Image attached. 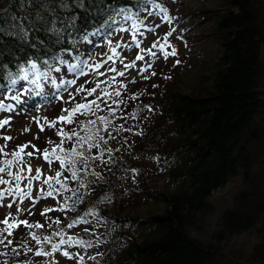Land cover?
I'll use <instances>...</instances> for the list:
<instances>
[{
  "label": "trees",
  "instance_id": "trees-1",
  "mask_svg": "<svg viewBox=\"0 0 264 264\" xmlns=\"http://www.w3.org/2000/svg\"><path fill=\"white\" fill-rule=\"evenodd\" d=\"M115 3L130 5V0ZM204 12L205 18H212L206 35L218 49L209 74L183 91L172 73L160 77L157 72L140 81L133 93H122L123 103L111 105L120 108L115 114L120 116L119 127L125 130L133 124L135 130L128 137L134 152L128 153L126 146L127 156H150L153 164L135 165L133 182L120 193L114 189L121 185L118 175H101L96 184L80 189L83 199L71 208L39 212L29 222L45 227H25L18 240L30 232L46 234L48 223H53L51 231L66 232L68 223L80 221L74 225L83 226L86 220L85 229L91 230L92 224L101 229L92 236L99 243L93 241L95 250L85 256L86 264H97L87 259L97 252L103 253L97 257L99 264H264V0H218L214 11H195ZM26 13L33 21L36 13L45 14L27 0L23 5L21 0H0V17L16 15L19 20ZM56 14L77 16L73 32L77 49L82 37L98 27L91 11L57 8ZM53 15L47 14L49 19ZM56 26L70 30L59 20ZM36 35L47 43L44 31ZM26 51L35 55L34 49ZM110 132L116 139L122 136L113 128ZM97 164L92 171L99 172L102 163ZM55 168L59 169L58 163ZM120 169L116 166L109 172ZM157 173L166 176L167 184L161 191L143 194L146 180ZM220 188H225L224 194L213 197ZM146 201L156 210L143 216L125 211ZM109 205L115 207L112 213ZM86 212L95 215L85 216ZM99 218L123 227L103 225ZM57 219L60 224L54 223ZM24 255L29 261L33 258ZM13 259L10 253L0 255V264Z\"/></svg>",
  "mask_w": 264,
  "mask_h": 264
},
{
  "label": "snow or ice",
  "instance_id": "snow-or-ice-1",
  "mask_svg": "<svg viewBox=\"0 0 264 264\" xmlns=\"http://www.w3.org/2000/svg\"><path fill=\"white\" fill-rule=\"evenodd\" d=\"M24 2L25 0H21L22 5ZM27 3L42 7L45 14L36 13L35 21L28 13L22 15L19 20L16 15H12L10 18L0 17V78L4 81V83H0V95H5L6 99L14 102L5 104L0 101V113L27 115L29 112L37 111L39 106L33 103L35 97H40L41 101L48 103H51L52 100H61L72 106L62 108L61 114L51 121L45 117L43 118L44 122L41 123L39 117L33 118L41 132L45 130V124L49 128H56L57 124L61 125L56 132L60 137V142L54 144L49 140L48 144L51 147H45L42 153L30 141L8 151V142L15 138L11 135H0V139L5 141L0 145V207L5 206L6 199L9 200L7 204L9 209L13 204L17 205V214L9 212L0 221V225H3L0 227V248L7 250V252H0V255L10 253L13 256L14 259L5 261V264H37L42 257L49 258L48 264H58L54 260V255L61 253L64 258L75 259L77 264H84L85 256L81 252L62 251V248L89 249L94 246L93 241L84 238L74 240L72 236L65 238L63 230L51 231L49 234L30 232L14 245L13 232L19 226L23 225L28 229L45 227L38 222L33 225L28 220L19 219V216L26 211L32 215L29 210L22 207V204L32 195L33 185L36 182L38 185L46 186L40 188L37 199L58 196L61 198V210L69 209L83 199L78 193L81 188L86 186V183L94 185L101 178V173L92 171V169L99 166L97 161L109 163L102 158L105 153L113 151L108 147V144L109 140L115 137L108 129L112 124L111 117H114L118 111L111 105L123 103L116 99L121 97L119 89L124 86L117 81V77H124L125 72L117 70L115 64L122 62L123 52L132 48H138L141 53L147 51L152 57L157 55V51H153V49H158L159 53H163L165 60L169 56H176L175 47H172L170 52L165 51L166 48L171 47L168 38L172 36L174 28L164 35L163 43L157 41L147 50L140 47V38H146V33H155L156 29L160 27L159 24L150 26L148 23L150 17L159 16L162 22L168 24H171L175 17L169 14V9L163 6L159 0H130V5H118L115 0H112L111 3L108 0H27ZM57 8L69 13L74 9L91 11L97 17L98 27L96 30L83 36L82 39L87 43H92L89 37L97 36L106 43L109 51L103 61L95 62L91 57L83 58L88 55L89 50L85 48L80 51L76 48L79 41L74 37L73 32L77 30V16H59L56 14ZM49 12L54 13L50 19L47 16ZM57 20L70 30L66 31L65 28L57 27ZM37 23L41 27H37ZM47 24H51V27H45ZM41 31H44L48 36L47 43L36 35ZM29 32L32 33L31 39ZM113 33H127L130 35V40L128 43L114 45L110 38ZM5 38L10 39L13 43L9 45ZM28 48L34 49L35 55L27 52ZM16 52L24 53V55H16ZM65 54L70 59L66 58ZM145 59V56L139 53L135 57L136 61ZM176 63L179 64L180 61L177 60ZM106 64L109 67L106 71L101 72L100 69ZM65 67L66 72L64 71ZM131 67H133L132 64H124L125 69ZM147 67L151 68L152 64L149 63ZM145 70V68L139 69L141 73ZM109 72L112 73L110 77L107 76ZM69 73L72 74V78H66ZM155 74V72L152 73V75ZM89 75L107 78L106 80L97 79L94 87L86 89L81 85L76 87L75 91H68L71 86L77 85V77ZM86 83H91V81H86ZM105 84L116 85V87H105ZM64 93L67 94L66 100ZM89 97L94 98L89 99ZM102 104L108 109L110 116L103 114L97 116V113L101 112ZM144 107L149 108L148 105ZM136 114L134 112L132 115ZM80 117H85V119L82 120ZM11 124L12 116L9 115L0 120V130L5 129L6 126L10 130ZM68 125L73 127L65 130L64 126ZM121 130H123V126L116 129L117 132ZM23 131L28 132L30 128L26 127ZM65 145H70V147H65ZM29 148L33 150L28 151ZM93 150H98L99 155H95ZM38 154L43 155V159L48 163L53 175L43 173L40 167L33 169L31 159ZM57 162L59 169L53 167ZM89 177L94 179H89ZM68 181L73 182V185H70ZM49 211L51 209H44V213ZM41 214L43 215V213ZM88 215H95V213L86 212L85 216ZM78 222L80 221L68 223L66 228L72 229ZM83 222L87 223L86 220ZM54 223L60 224L61 222L57 219ZM46 226L50 230L53 229V223H48ZM85 231L89 230L85 229ZM96 243L99 242L96 241ZM29 253L33 257L31 261L24 255ZM102 255L103 253L97 252L95 256H88L87 259L99 264L97 257ZM16 257L19 259H15Z\"/></svg>",
  "mask_w": 264,
  "mask_h": 264
},
{
  "label": "rangeland",
  "instance_id": "rangeland-1",
  "mask_svg": "<svg viewBox=\"0 0 264 264\" xmlns=\"http://www.w3.org/2000/svg\"><path fill=\"white\" fill-rule=\"evenodd\" d=\"M162 4L169 9V14L175 17V19L171 24H168L166 22H162L159 16L150 17L148 20L149 25L155 26L159 24L160 27L156 29L155 33H146V38H140V47L147 50L150 49L152 45L157 41L163 43L164 35L174 28L175 31L173 32L172 36L168 38V43L171 47L166 48L165 51L170 52L171 48L175 47L177 50V55L169 56L168 59L165 60L163 53H159L158 49H153V51H157V55L155 57L150 56L147 51L141 53L138 48H132L131 50L124 51L123 61L117 62L115 64L117 70H122L125 72L124 77H117V81L120 84L124 85L119 89L121 91V94L124 93L125 95H129L131 92L133 93V91L139 87L140 81L148 80L150 77L157 75V72H160V77L167 76L172 73L173 77L177 81L179 80L181 89L183 91H187L190 86H194L200 81L201 76H206L212 69V62L215 61V58L218 54L216 43L212 40L211 36L206 35V33L210 31L212 18H205V16L208 15L207 12L202 13V15L201 13H195V11H214L218 6V0H162ZM110 38L113 40V44L115 45L117 43H128L130 40V35L127 33H113ZM89 39L92 41V43L83 41L78 47V50L80 51H83L85 48L89 50L88 55H85L83 58L89 59V57H91L95 62L103 61L105 56L108 54V46L100 37L90 36ZM138 53L144 55L146 59L144 61H136L135 57ZM66 58L69 57L66 56ZM177 60L180 61L179 64L176 63ZM149 63L152 64L151 68L147 67ZM124 64H132L133 67L125 69ZM108 67L109 65L106 64L100 69V71L104 72ZM140 68H145L146 70L141 73L139 71ZM64 71L66 72V67L64 68ZM174 71L176 72L174 73ZM153 72H155L156 74L152 75ZM111 75L112 73H107L108 77H110ZM145 76H147L148 78L145 79ZM66 78H72V74L69 73ZM106 78L107 77L105 76L96 77L95 75H89L87 77H77V85L71 86L68 91H75V88L81 85L86 89L94 87L97 79L106 80ZM86 81H91V83H86ZM104 86L110 88L116 87V85L109 86L107 84H105ZM4 91L6 93V90ZM63 95L64 99L66 100L67 94L64 93ZM81 95L83 94L81 93ZM93 98L94 97H89V99ZM116 99L120 100V97ZM0 101H3L5 104L14 103L13 101L6 99L5 95H0ZM33 103L39 106L38 110L29 112L27 115H16L15 113L9 114L7 112L0 113V120L7 118L9 115L12 116L11 129L9 130L8 126H6L5 129L0 130V135H11L15 138L12 141L8 142V151L17 148L18 145L30 141L32 144L36 145V148L40 149L42 153V150L45 147H51V145L48 144L49 140H51L54 144L60 142V137L57 136L56 132L57 129L61 127V125L57 124L56 128H49L48 125L45 124V130L41 132L37 124L34 122L33 118L39 117L41 119V123L44 122L43 118L45 117L49 121H51L61 114L62 108L71 107L72 105L65 104L61 100H52L51 103H48L47 101H41L40 97H35ZM112 106L116 107L117 104H113ZM119 112L120 108L118 107L117 113ZM101 114L110 116L108 109L105 108L103 104L101 105V112H98L97 116ZM118 116L119 114L117 116L115 115L114 117H111L112 124L109 126L108 131H111L113 128L114 133H116L115 129L119 127ZM80 119L83 120L85 119V117H80ZM132 126L133 124L128 125L125 130L123 129L119 131V134H122L120 138L109 140L108 147L112 148L113 151L111 153H105L102 159L105 161H109V163H102L99 170V172L103 171L101 175L109 173L111 175L119 176L121 185L118 188L116 187V185L114 186V189H116L119 193L133 182V174L135 172L133 171V169H135V165H139L140 161H150V163L152 161V158L150 156L147 158H138L135 154L129 157L127 156V152H134L131 143L128 141V137L132 136L133 131H135L133 128H131ZM26 127L30 128V131L24 132L23 130ZM64 127L65 130H68L73 126L68 125ZM111 134H113V132H111ZM36 136H38L39 138L36 139ZM121 138H124L126 143H124L123 139ZM4 143L5 141L3 139H0V145ZM27 150L32 151L33 149L29 148ZM93 151L95 155H97V153L99 152L98 150ZM121 162L126 165V168L122 167ZM55 164L56 163H54L53 167H55ZM31 166L33 167V169H35L36 167H40L43 173H46L48 175L54 174L51 172L48 163L43 159L42 154H38L31 159ZM116 166H119L121 168L120 172H109V169H113ZM140 167L144 168L145 166L142 165ZM90 178L92 179V177H89V179ZM166 182L167 179L163 173L154 174L153 177L151 176L146 180L147 184L145 186V189L143 190V194L144 192L146 193L150 191H161L164 188L165 184H167ZM41 187L46 186L38 185L36 182H34L32 195L27 198L22 204V207L29 210L32 215H29L26 211L19 216V219L32 221L37 217L36 215L39 212L42 213L45 208H49L53 211H57L60 209L61 198L58 196L40 197L39 199L36 198L40 194ZM224 190L225 188H220L213 191V197L219 198L220 195L224 194ZM8 203L9 200L6 199L4 201L5 206L0 207V221H2L9 212H11L12 214H17V205L13 204L11 209H9L7 207ZM153 207L154 206L150 201H146L144 203L136 205L133 209H126L125 211H127L128 214H137L143 216L146 213L155 211L156 209H153ZM114 209L115 207L113 205H109L108 210L111 213ZM99 219L101 222L104 221V219L102 218ZM102 224L107 226L112 225L115 229L123 227L121 224H114L113 222L107 223L106 221H104ZM84 226H89V223H85L83 224V226L74 225L72 229H66V232H64L65 238H67V236H72L74 240L84 238L86 240L94 241L95 239L93 240L92 236H94V234L98 235L100 233V225L96 224L94 226L92 224L91 230L88 229L89 231H87L88 234L85 233L86 231ZM0 227H3V225H0ZM25 227L26 226L21 225L14 230L12 237L13 242L19 239V233L23 231ZM50 232L51 230L48 228L45 231L46 234H49ZM63 250H67L69 252L79 251L84 256H86L87 253H92V251L95 250V247L89 249H81L79 247H66L62 248V251ZM48 260L49 258L42 257L37 262V264H48ZM54 260L57 261L58 264H77V261L75 259L64 258L61 253H56L54 255ZM84 264H86L85 261Z\"/></svg>",
  "mask_w": 264,
  "mask_h": 264
}]
</instances>
